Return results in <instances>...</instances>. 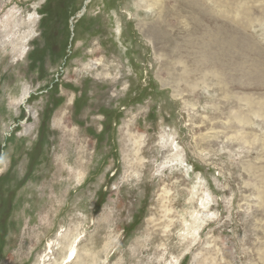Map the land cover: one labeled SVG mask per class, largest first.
Listing matches in <instances>:
<instances>
[{"label":"rangeland","instance_id":"obj_1","mask_svg":"<svg viewBox=\"0 0 264 264\" xmlns=\"http://www.w3.org/2000/svg\"><path fill=\"white\" fill-rule=\"evenodd\" d=\"M163 1L0 0V264H264V0Z\"/></svg>","mask_w":264,"mask_h":264},{"label":"bare ground","instance_id":"obj_2","mask_svg":"<svg viewBox=\"0 0 264 264\" xmlns=\"http://www.w3.org/2000/svg\"><path fill=\"white\" fill-rule=\"evenodd\" d=\"M143 1H145V3H146V5H145V7L146 8H148V10H150V9H155L156 8V10L158 11V13L159 14H161V11H162V9H163V4H164V1L163 0H143ZM11 9H14V8H11ZM10 10V9H9ZM8 10V12L6 13V16H5V22H4V20H3V22H2V24H5V26H7L9 23L8 22H10V20L14 17V18H16L15 17V15H14V13L15 12H11V10L9 11ZM21 12V11H20ZM30 14H32V13H30ZM17 16V15H16ZM31 16V15H30ZM19 17V16H18ZM35 17V16H34ZM19 19V18H18ZM30 19V18H29ZM15 20V19H14ZM17 20V19H16ZM20 20V19H19ZM32 20V19H31ZM22 21H24V20H22ZM33 21V20H32ZM14 22V21H13ZM34 22V21H33ZM12 23V22H11ZM22 23V22H21ZM24 24H25V22H23ZM28 23V22H27ZM20 24V23H19ZM11 25V24H10ZM12 28H14V26H11ZM21 27V26H20ZM27 27V26H26ZM1 28H2V25H1ZM11 28V29H12ZM31 28V27H30ZM11 29H9L10 31H11ZM23 29V28H22ZM26 29V28H25ZM32 29V28H31ZM4 31V30H3ZM19 32V31H18ZM29 32V31H28ZM26 33V32H25ZM33 33V32H32ZM31 33V34H32ZM9 34V33H8ZM24 34V33H23ZM28 34V33H27ZM30 34V33H29ZM5 35V34H4ZM24 35H26V34H24ZM10 37H11V35H9ZM4 37H6V36H4ZM9 37V38H10ZM15 38V37H14ZM16 38H18V35H16ZM15 38V39H16ZM22 38H23V36H22ZM10 41V40H9ZM19 42H20V40H19ZM23 42V41H22ZM26 41H24L23 43H25ZM14 44V43H13ZM14 45H16V44H14ZM26 45V44H25ZM16 47H17V45H16ZM24 48V47H23ZM22 48V49H23ZM23 51V50H22ZM16 52V51H15ZM16 53H18V51L16 52ZM21 53V52H20ZM20 56V55H19ZM243 102H244V104L247 106V109H249V110H247V112H240V113H238V114H236L237 116H236V120L238 119V120H240V121H247V123H251L252 122V120H253V116H257V115H260L261 116V114L262 115H264V99H260V100H256V101H252V100H250L248 97H245V98H243ZM239 111V110H238ZM246 111V110H245ZM234 117V116H233ZM254 123V122H253ZM251 125V124H250ZM173 140V139H172ZM174 144V143H173ZM174 149V148H173ZM178 151V150H177ZM180 155V154H179ZM177 157V156H176ZM181 156H179V158H180ZM182 159V158H181ZM176 161V160H175ZM263 170H264V168H263ZM210 199V198H209ZM203 202V201H202ZM204 203V202H203ZM206 213V212H205ZM190 218H192V217H190ZM196 218H197V216H196ZM196 221V220H195ZM184 224V223H183ZM201 227V226H200ZM74 242H75V240L73 241V242H70L68 245H67V247H66V250H67V253H66V255H65V258L62 260V263H64L65 261L67 262L68 260H71L72 258H74L75 256H74ZM49 246V245H48ZM50 247V246H49ZM61 248V247H60ZM49 259H50V257H49ZM41 264H43V263H41Z\"/></svg>","mask_w":264,"mask_h":264}]
</instances>
